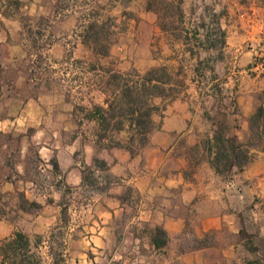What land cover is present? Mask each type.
I'll return each mask as SVG.
<instances>
[{
    "label": "crops",
    "instance_id": "obj_1",
    "mask_svg": "<svg viewBox=\"0 0 264 264\" xmlns=\"http://www.w3.org/2000/svg\"><path fill=\"white\" fill-rule=\"evenodd\" d=\"M19 1L18 9L28 15H54L52 25L67 22L68 29L73 26V9L119 4ZM248 9L251 12L239 14L231 24L217 22L220 33L197 39L205 59H210L207 70L212 76L206 86L191 83L181 95L165 100L163 107L160 96L153 99L159 106L152 114L155 128L136 153L125 146L132 133L128 122L122 130L98 139L96 119L81 115L60 93H31L25 81L16 85L26 87L23 94H2L0 134L15 136L20 146L14 154L7 143L0 147V242L16 232L31 243L33 235L44 234L49 264L57 257L62 264H246L260 256L259 246L251 249L255 241L241 239L240 234L246 214L255 216L252 207L263 202L264 148L252 149L251 162L229 177L215 172V148L208 149L221 113L227 114L228 123L238 125L232 133L245 141L248 117L257 105L264 106V5L254 3ZM11 21L17 20L2 16L0 25ZM29 22L26 27L44 26L46 33L50 28L35 18ZM54 36L57 46L62 38ZM6 37L0 41L8 44ZM8 46L6 58L16 60L19 55L11 50H19L20 44ZM146 58L149 66L156 63L149 53ZM94 158L104 160L107 169L94 165ZM86 170L97 178L95 185L84 181ZM156 227L164 232L159 243ZM57 232L61 249L54 257L52 240ZM209 235L213 242H206ZM255 235L264 242V221H258ZM0 264H8L1 251Z\"/></svg>",
    "mask_w": 264,
    "mask_h": 264
},
{
    "label": "rangeland",
    "instance_id": "obj_2",
    "mask_svg": "<svg viewBox=\"0 0 264 264\" xmlns=\"http://www.w3.org/2000/svg\"><path fill=\"white\" fill-rule=\"evenodd\" d=\"M8 1L11 3L8 4ZM77 1L78 4L75 5L79 6L83 0ZM144 1L146 2V0H133L126 4L119 1V4L108 6L106 9L100 6H94L91 9H73L70 11L73 26L68 29L67 22L52 25L54 15L41 13L31 16L24 9L14 7L12 0H0V18L5 16L17 20L2 23L0 37L4 38L7 34L8 44L15 42L20 44L19 50L13 48L11 50L19 57L16 60H10L6 58V54L10 51L8 44L0 41V97L2 94L19 92L23 94L26 87L21 85L22 88H18L16 85L27 81L31 87L29 92L44 90L52 94L60 93L72 100L74 107L81 115H87L93 111L94 105H102L104 108L107 106L104 99L110 94V90L106 91L103 87L108 71H117L134 77L135 73L142 74L156 66L167 68L175 82L171 86L173 89L171 93L181 95L195 81L194 85L206 86L207 78L212 76L207 70L210 59L208 61L205 59V53L197 39H202V36L208 33L209 35L220 33L221 30L216 27L217 22L231 24L238 19L239 14L251 12L248 9L250 5L254 3L264 5V0H169L173 6L177 7L180 4L182 17L178 16L176 11L175 14L163 19L160 5H156L161 9L158 17L155 12L146 9ZM5 4L9 6L4 7ZM93 12L96 16L98 15L99 21L106 23V40L109 46L104 55L94 53L80 37L87 14ZM31 18L37 19L40 23H49L48 32H44V26L26 27ZM21 24L22 26H19ZM18 27H21L23 32L18 33ZM54 35L62 38L57 46L53 45V39L56 37ZM52 49L57 51L59 59L54 56L56 54ZM148 53L150 57L156 59L154 65H148L146 58ZM195 66L205 68L202 70L200 68L198 71ZM19 76L21 78H18ZM96 88L97 91H95ZM176 94L169 97L167 92V95L160 96L161 107L165 105V100L176 97ZM155 97L158 96L151 99V103L157 107L153 113L159 108L154 103ZM125 123L126 120L121 124V128L111 127L109 131L118 132L122 130ZM153 124L154 129V121ZM97 129L101 132L99 128ZM109 131H106L107 136ZM115 142L117 143L118 140ZM4 143H7L9 151L13 154L20 146L18 138L11 134H0V147ZM141 148L134 149V153ZM14 159L13 156L12 160ZM262 201V204L252 207L256 213L255 216L251 212L246 214L240 234L241 239L255 241L256 244L253 243V245L259 246L261 253L264 250V242L260 240L262 236H257L255 233L258 221H264V198ZM254 217H257L256 220ZM57 233L52 240L54 257L61 249V235ZM224 238L231 240L232 235H224ZM31 240L32 252L38 259V264H49L44 258V243H42L44 234L33 235ZM206 242H213L212 235L207 237ZM4 243V241L0 242V247ZM242 257H244L243 253ZM246 257L251 258L253 255ZM61 261V257H57L55 264H62Z\"/></svg>",
    "mask_w": 264,
    "mask_h": 264
},
{
    "label": "trees",
    "instance_id": "obj_3",
    "mask_svg": "<svg viewBox=\"0 0 264 264\" xmlns=\"http://www.w3.org/2000/svg\"><path fill=\"white\" fill-rule=\"evenodd\" d=\"M119 1L126 4L130 0ZM10 3L8 1V4ZM12 3L16 8L20 5L19 0H12ZM156 5L161 6L163 19L169 17L168 15L175 14L176 11L178 16L182 17L180 4L176 7L169 0H146V9L155 12L159 17L161 9ZM105 25L104 21H99L95 12L88 13L86 23L83 24L80 32L82 42L96 54H106L109 46V42L106 40ZM107 73L103 87L106 91L110 90V94L104 99L107 106L104 108L102 105H94L93 111L86 117L96 119L101 131L97 133L98 139L106 137V131L108 132L111 127L121 128V124L126 120L132 133L125 146L133 154L134 149L141 148L147 143L148 136L153 130L154 124L151 116L157 107L151 103V99L154 96L163 97L167 95V92L169 97L175 96L176 93H171L173 90L171 86L175 82L172 80L171 73L164 66L152 67L142 74L135 73L134 77L117 71H108ZM220 115L221 118L218 120V127L213 136V144H208V149L215 148L212 158L215 172L221 176L229 177L233 171H240L251 162L252 149L264 148V106L257 105L248 117L249 136L245 141H240L236 134L232 133V129L237 128L238 125L228 123L226 113ZM93 161L94 165L100 169H107L104 160L94 158ZM83 179L90 185H95L97 181L91 170L84 172ZM105 180H107V184L110 182L108 176ZM25 204V201L20 202L22 207H25ZM31 205L38 206L34 202ZM163 235V230L156 227V243L164 240ZM4 242L0 251L4 261L8 264H38V259L32 252V243L29 237L22 232H16L13 237ZM258 248L255 245L251 249L257 251ZM246 264H264V250L260 256L248 260Z\"/></svg>",
    "mask_w": 264,
    "mask_h": 264
}]
</instances>
